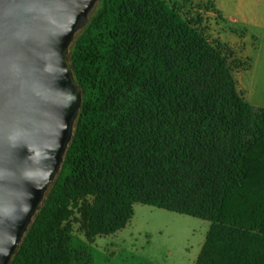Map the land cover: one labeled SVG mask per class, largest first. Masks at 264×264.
<instances>
[{"label": "trees", "instance_id": "obj_1", "mask_svg": "<svg viewBox=\"0 0 264 264\" xmlns=\"http://www.w3.org/2000/svg\"><path fill=\"white\" fill-rule=\"evenodd\" d=\"M200 20L164 0H97L69 49L73 135L11 264H70L49 235L71 199L89 240L141 203L211 223L195 264H264V109Z\"/></svg>", "mask_w": 264, "mask_h": 264}, {"label": "water", "instance_id": "obj_2", "mask_svg": "<svg viewBox=\"0 0 264 264\" xmlns=\"http://www.w3.org/2000/svg\"><path fill=\"white\" fill-rule=\"evenodd\" d=\"M97 0H0V264L54 182L82 99L69 49Z\"/></svg>", "mask_w": 264, "mask_h": 264}, {"label": "rangeland", "instance_id": "obj_3", "mask_svg": "<svg viewBox=\"0 0 264 264\" xmlns=\"http://www.w3.org/2000/svg\"><path fill=\"white\" fill-rule=\"evenodd\" d=\"M164 1L176 4L189 17L201 18L200 27L213 43L225 44L223 54L233 74L247 63L241 40H222L220 35L228 27L213 0ZM79 207L80 201L69 200V216L53 226L49 235L50 240L57 233L63 236L72 257L70 264H195L209 226L207 220L134 203V214L123 229L89 240L81 229Z\"/></svg>", "mask_w": 264, "mask_h": 264}, {"label": "crops", "instance_id": "obj_4", "mask_svg": "<svg viewBox=\"0 0 264 264\" xmlns=\"http://www.w3.org/2000/svg\"><path fill=\"white\" fill-rule=\"evenodd\" d=\"M213 1L228 27L222 40L242 41L241 54L248 65L233 74L237 91L248 104L264 109V0Z\"/></svg>", "mask_w": 264, "mask_h": 264}]
</instances>
